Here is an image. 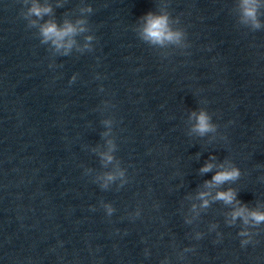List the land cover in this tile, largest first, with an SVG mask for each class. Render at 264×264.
Wrapping results in <instances>:
<instances>
[{
    "label": "clouds",
    "instance_id": "obj_1",
    "mask_svg": "<svg viewBox=\"0 0 264 264\" xmlns=\"http://www.w3.org/2000/svg\"><path fill=\"white\" fill-rule=\"evenodd\" d=\"M259 8V0H242V10L243 17L245 18L243 22H251V27L253 30L261 29L262 25L260 20L257 18V12ZM52 11L50 6H40L37 3H34L30 9L29 14L34 15L36 17H41L44 14H48ZM82 11L91 12L92 8L89 6ZM146 23L143 28V36L145 39L151 41L155 44H164L166 41L169 43L179 44L185 36V33L181 30H173L169 25V17L167 14H156L149 12L144 17ZM86 23L84 20L76 21V24L69 21H65L63 26L60 27L54 21H48L40 28L41 34V43L51 44L55 47L57 51L64 49L61 53L62 55H68V51L71 49L74 41L71 39L67 40L66 38H70L77 34V32H85L87 29L83 27ZM77 25H80L79 29ZM88 41L92 40L91 36L86 37ZM75 80V76L72 78ZM196 118V122L194 124L193 130L197 132L200 136H204L210 132H214L216 130V125L212 123L211 117L208 115L206 111L201 110L199 113H192ZM109 162L113 159L111 155H107L105 157ZM213 168L211 163H206L204 167L201 168V172H209ZM122 175V173H121ZM240 176V169L238 167L231 168H221V170L217 171L215 175L212 177V181H206V184L215 183L217 185L223 184L230 180H235ZM115 177L111 174L107 176V180H114ZM106 187V185H105ZM200 196L203 198L206 196V193H200ZM235 198V192L232 189H228L227 191L218 192L216 195V199L222 200L225 203H232ZM203 206H208V201L205 199ZM245 211H247L245 206H242L238 210L233 211L232 218L235 220L240 217L244 219V223H248V218L244 216ZM113 209L108 207V214L111 215ZM250 218L255 222L256 225L264 223V212L260 211H251L249 213ZM240 236H248L247 232H240ZM250 239V238H249ZM249 239L242 240V245L249 243Z\"/></svg>",
    "mask_w": 264,
    "mask_h": 264
}]
</instances>
